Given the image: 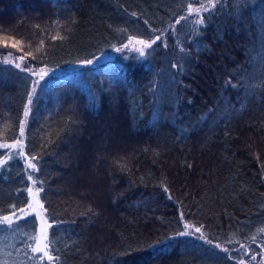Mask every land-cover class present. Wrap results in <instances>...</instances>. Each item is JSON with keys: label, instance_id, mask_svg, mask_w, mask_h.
<instances>
[{"label": "trees", "instance_id": "1", "mask_svg": "<svg viewBox=\"0 0 264 264\" xmlns=\"http://www.w3.org/2000/svg\"><path fill=\"white\" fill-rule=\"evenodd\" d=\"M209 1L0 0V35L22 42L0 53L26 62H0V144L15 145L0 147V221L11 218L0 264H240L245 245L260 255L264 0H214L196 24L189 3ZM172 26L143 57L45 78L25 118L37 68L85 64ZM34 213L51 225L52 261L32 251ZM185 224L203 240L177 235Z\"/></svg>", "mask_w": 264, "mask_h": 264}, {"label": "snow or ice", "instance_id": "2", "mask_svg": "<svg viewBox=\"0 0 264 264\" xmlns=\"http://www.w3.org/2000/svg\"><path fill=\"white\" fill-rule=\"evenodd\" d=\"M211 6L212 7H215V4H212ZM202 10L203 11H208V8L205 7L202 4L200 8L193 9L191 7V3H189V7H188V13L189 14H191L193 11L196 12L197 14H199ZM133 15H135V14L133 13ZM185 18H186L185 16H181L180 17V20H183ZM176 22L179 23L180 21L177 20ZM73 23H75V21H73ZM195 23L196 24H204V18L197 19L195 21ZM36 27H39V25H37ZM154 31H155V29H154ZM58 38L59 39H63V37H60L59 35L52 37V39H54V40L55 39H58ZM160 39H161L160 36H156L154 39L149 38L148 41L139 40V41H137V43L143 45L144 48H149L150 49V48H152V45L155 44L156 41H158ZM21 43L22 42L20 40H17L14 37L8 36L6 34L0 35V47H4V48L13 47V48H16L17 45H20ZM41 43H43V42H41ZM125 47H127V45H125ZM116 50L117 51H120V49H116ZM137 51L139 52V55L141 57L145 56V52H144L143 48L137 49ZM0 56H3L4 57V60H3L4 63H11L12 62V61L8 60V57L9 56H13V53H11V52H9V53H0ZM16 59L23 60V57H16ZM85 63L86 64H92L93 61L92 60H87V61H85ZM15 66L17 68H20L21 71H25V68H21L20 67V64H16ZM27 70L29 72H31V67H28ZM41 78H43V77H41ZM37 86H40L39 81H36L34 83V86L32 88V93H30L28 95V97H27L28 103H27V105L25 106V109H24V116H25V118H27L28 115H29V112H30V107L29 106H31L32 103H33V95L36 93V87ZM25 126H26V120H21L20 121V126H19V134H20V137H23L24 134H25ZM16 144L17 145H21V149L23 148V145H22L21 140L17 139L16 140ZM0 147L11 148V147H15V145H9V144H6L5 143V144H0ZM23 154L24 153H23L22 150H21L20 153H18V155H23ZM35 159H36V156H32V160H35ZM27 166H28V168H31L33 171H38L39 170L37 164L32 163L31 160H28ZM189 167H191V166L189 165ZM28 179L29 180H33V176L31 174H29L28 175ZM37 191H39V189ZM164 191L167 192L168 189L165 188ZM28 192L31 193L32 192V189L29 188L28 189ZM169 199H171V197H169ZM37 203H39V201H37ZM31 207H32V205H29V208H31ZM41 207H43L42 204H41ZM20 211L21 212H24L25 210L23 208H21ZM181 216H183V214H181ZM4 222H9V224H10L11 223V218L9 216H4L3 217V220L0 221V223H4ZM31 223L34 224V221L31 222ZM48 227H51V225H48ZM184 227L187 229V228L190 227V225L185 224ZM195 231L196 232H201V228L197 227V228H195ZM260 231L264 232V228L260 229ZM177 235H179V236H187V235H190V233L189 232H186V231H180V232L177 233ZM32 239L36 241V247L32 248V251L33 252H42L43 253V256L40 257V260H43L45 257H47V259L49 261H52L53 260V256L51 254H49V252L47 251V249L51 246L52 241H48L47 232L45 231L43 225L41 226V234H40V236L33 235L32 236ZM41 241H43L44 243L41 244ZM252 241H253V243H255L256 242V238L253 237L252 238ZM205 242L208 243L209 245H211V243H212L210 240H206ZM215 247L216 248H220V245L217 244V245H215ZM222 251L227 252L228 249H222ZM262 251H264V249H262ZM228 258L231 259V257H228ZM57 259H59V258L57 257ZM251 259L252 260H255L256 259V255L253 254L252 257H251ZM240 264H243V261H241Z\"/></svg>", "mask_w": 264, "mask_h": 264}, {"label": "rangeland", "instance_id": "3", "mask_svg": "<svg viewBox=\"0 0 264 264\" xmlns=\"http://www.w3.org/2000/svg\"><path fill=\"white\" fill-rule=\"evenodd\" d=\"M216 1H209V2H206V3H203V5L205 7L208 8V10L210 8H212V4H215ZM202 5V4H201ZM201 5H198V6H195L193 9L195 8H200ZM206 12V11H201L199 14H197L196 12H192L190 14V16L194 17L193 20H197V19H200L201 16L203 15V13ZM178 23H176L175 25H177ZM175 26H172L170 28H168L164 33L160 34V40L158 41H161V40H164L166 38V34L171 31L172 33L175 31ZM137 41H139L138 39H133V40H130L128 41L125 45H127V47H125V45H123L122 47L120 48H117V49H120V51H117L116 49L111 51V52H108V53H105L103 55H100L99 57L93 59V63L92 64H80V65H77V66H70V67H67V68H64V69H49V68H44V67H39L36 69L35 73H34V76H35V79L36 81H39L41 82L42 80H44L45 78L49 77V76H52V75H67L69 74L70 72L78 69V68H81V67H84V66H99V65H102L104 63H107L109 61H112L113 59L116 58V56L120 55V54H123L124 52H130V51H137V49H141L143 48V50L145 49H148V48H144L143 45L137 43ZM156 41V42H158ZM154 45V44H153ZM152 45V46H153ZM4 60V57L3 56H0V62H3ZM8 60L12 61L11 63L9 64H20V66H25L26 62L24 60H20V59H16V56H9L8 57ZM43 77V78H41ZM37 88V87H36ZM39 193L38 192H34L32 194L33 198H34V201L37 203V201H39ZM36 210H26V213L23 215V217H27V216H31L33 213L32 212H35ZM35 216L38 218V221H39V228H38V231H37V235L40 236L41 234V226L43 225L45 231L47 232V236H48V232H49V227H48V223L46 222V220H42V218H39L38 216V213H34ZM186 232H189L190 235H187L189 237H195V238H199V239H202L203 240V235L201 232H196L195 231V227H192L190 225L189 228H185ZM202 237V238H201ZM44 242L41 241V244H43ZM35 247H36V243H35ZM249 250H250V247L248 246H242L240 248L239 251H241V253L244 255V260H243V264H264V251H261L260 252V255H256V259L255 260H252L251 257L252 255L249 253ZM0 251L5 255V257H7V251H6V245L2 246ZM48 251V249H47ZM38 253V256H43V253L42 252H36ZM44 259L48 260L47 257H45Z\"/></svg>", "mask_w": 264, "mask_h": 264}]
</instances>
